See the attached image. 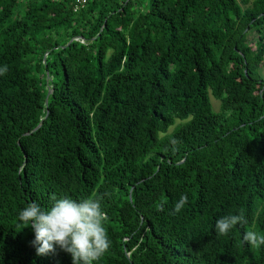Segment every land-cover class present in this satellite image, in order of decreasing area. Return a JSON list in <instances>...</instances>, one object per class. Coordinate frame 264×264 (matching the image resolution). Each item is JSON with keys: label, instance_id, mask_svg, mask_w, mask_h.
Wrapping results in <instances>:
<instances>
[{"label": "trees", "instance_id": "obj_1", "mask_svg": "<svg viewBox=\"0 0 264 264\" xmlns=\"http://www.w3.org/2000/svg\"><path fill=\"white\" fill-rule=\"evenodd\" d=\"M74 2L0 0V264H72L17 218L53 195L100 201L93 264H264V0Z\"/></svg>", "mask_w": 264, "mask_h": 264}, {"label": "clouds", "instance_id": "obj_2", "mask_svg": "<svg viewBox=\"0 0 264 264\" xmlns=\"http://www.w3.org/2000/svg\"><path fill=\"white\" fill-rule=\"evenodd\" d=\"M5 71L0 67V73ZM187 197L181 194L171 211L179 212ZM18 221L30 226L33 231L32 244L37 255L54 252L56 248L70 254L72 264H93L110 246L103 221L105 213L97 198L73 199L70 196L51 197V203L43 207L36 201L26 204L17 212ZM244 217L228 213L219 216L214 230L227 233ZM242 241L253 247L264 245V233L253 230L242 234Z\"/></svg>", "mask_w": 264, "mask_h": 264}, {"label": "rangeland", "instance_id": "obj_3", "mask_svg": "<svg viewBox=\"0 0 264 264\" xmlns=\"http://www.w3.org/2000/svg\"><path fill=\"white\" fill-rule=\"evenodd\" d=\"M258 74L261 76V78L264 80V65H261L259 68H258ZM210 101L212 103V108L214 110L217 109V106H218V101L215 100L214 98H212L210 96ZM171 130V128H169V131Z\"/></svg>", "mask_w": 264, "mask_h": 264}, {"label": "built area", "instance_id": "obj_4", "mask_svg": "<svg viewBox=\"0 0 264 264\" xmlns=\"http://www.w3.org/2000/svg\"><path fill=\"white\" fill-rule=\"evenodd\" d=\"M84 2H85V0H75L73 9L75 10L78 7V5H80Z\"/></svg>", "mask_w": 264, "mask_h": 264}, {"label": "water", "instance_id": "obj_5", "mask_svg": "<svg viewBox=\"0 0 264 264\" xmlns=\"http://www.w3.org/2000/svg\"><path fill=\"white\" fill-rule=\"evenodd\" d=\"M50 91H51V89H49V90L47 91V95L50 93ZM38 127H39V124L36 125V127H35L33 130L37 129Z\"/></svg>", "mask_w": 264, "mask_h": 264}]
</instances>
